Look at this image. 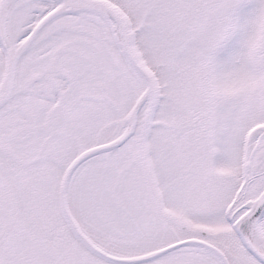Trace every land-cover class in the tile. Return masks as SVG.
Returning <instances> with one entry per match:
<instances>
[{
    "label": "snow or ice",
    "instance_id": "6c2138e0",
    "mask_svg": "<svg viewBox=\"0 0 264 264\" xmlns=\"http://www.w3.org/2000/svg\"><path fill=\"white\" fill-rule=\"evenodd\" d=\"M0 264H264V0H0Z\"/></svg>",
    "mask_w": 264,
    "mask_h": 264
}]
</instances>
